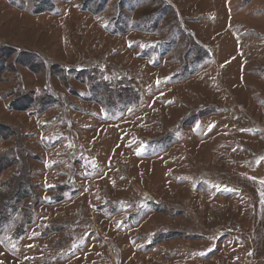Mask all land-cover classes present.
<instances>
[{"label": "rangeland", "instance_id": "rangeland-1", "mask_svg": "<svg viewBox=\"0 0 264 264\" xmlns=\"http://www.w3.org/2000/svg\"><path fill=\"white\" fill-rule=\"evenodd\" d=\"M0 264H264V0H0Z\"/></svg>", "mask_w": 264, "mask_h": 264}, {"label": "trees", "instance_id": "trees-1", "mask_svg": "<svg viewBox=\"0 0 264 264\" xmlns=\"http://www.w3.org/2000/svg\"><path fill=\"white\" fill-rule=\"evenodd\" d=\"M18 105V103H17V101H16V104H15V106H17ZM1 129H3V128H1Z\"/></svg>", "mask_w": 264, "mask_h": 264}]
</instances>
